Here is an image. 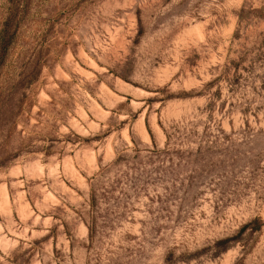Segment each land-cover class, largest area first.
<instances>
[{"label":"rangeland","instance_id":"obj_1","mask_svg":"<svg viewBox=\"0 0 264 264\" xmlns=\"http://www.w3.org/2000/svg\"><path fill=\"white\" fill-rule=\"evenodd\" d=\"M0 264H264V0H0Z\"/></svg>","mask_w":264,"mask_h":264}]
</instances>
